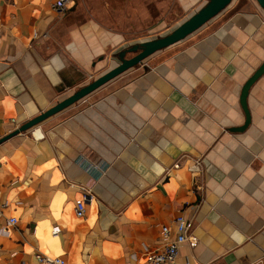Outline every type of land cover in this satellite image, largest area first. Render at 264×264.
<instances>
[{
	"label": "crops",
	"instance_id": "1",
	"mask_svg": "<svg viewBox=\"0 0 264 264\" xmlns=\"http://www.w3.org/2000/svg\"><path fill=\"white\" fill-rule=\"evenodd\" d=\"M54 1L0 0V139L112 69L128 44L111 22L135 13L130 0L65 13ZM207 1L178 3L187 14ZM205 29L0 143V264H150L180 214L200 242L178 264H264V75L251 124L232 131L264 62V12L233 0ZM77 184L92 190L82 218Z\"/></svg>",
	"mask_w": 264,
	"mask_h": 264
},
{
	"label": "water",
	"instance_id": "2",
	"mask_svg": "<svg viewBox=\"0 0 264 264\" xmlns=\"http://www.w3.org/2000/svg\"><path fill=\"white\" fill-rule=\"evenodd\" d=\"M259 6L264 12V0H256ZM233 0H208L203 6L197 9L191 16L181 22L177 27L171 30L168 34L159 36L155 39L147 40L145 42L135 44L128 49H123L119 52L118 58L119 63L112 69L108 70L98 78H95L87 85L81 87L79 90L74 92L72 95L58 102L48 110L42 112L33 119L27 121L19 128L8 134L7 136L0 139V143L10 139L11 137L20 133L27 132L34 127L40 125L48 118L55 114L65 110L73 104L79 102L85 97L89 96L93 92L99 90L112 80L116 79L120 75L126 73L130 69L143 63L147 58L151 57L155 53L171 47L204 27L212 19L218 16L224 11ZM127 53H134L132 57H125ZM264 75V62L255 70V72L248 78L243 86L241 93V105L245 112V123L240 126L233 128L232 131H244L251 124V112L248 107V96L252 86Z\"/></svg>",
	"mask_w": 264,
	"mask_h": 264
},
{
	"label": "rangeland",
	"instance_id": "3",
	"mask_svg": "<svg viewBox=\"0 0 264 264\" xmlns=\"http://www.w3.org/2000/svg\"><path fill=\"white\" fill-rule=\"evenodd\" d=\"M80 1L81 0H75L74 6L76 4H79ZM86 1H87L86 3L89 6L93 7L94 10L98 0H86ZM118 1L120 0H108V3L116 6L117 5L116 3H118ZM121 3H123V5H126L127 0H122ZM130 7H133V11H135V13L130 15V17H128L129 19L121 16L118 17L115 16L111 22V24L113 25V29L115 30L120 29L126 32L125 38L128 39V44H126L124 49H128L135 44H139L147 40L155 39L159 36L168 34L171 30H173L181 22H183L193 14V10L187 13L190 15L184 14L183 10L179 7L178 0H130ZM213 20L211 22H213ZM110 21L111 20H109V22ZM210 23L205 25V27L209 26ZM125 25L128 26L125 27ZM205 27H202L201 29L193 33L196 34L195 35L196 37H192V38L200 37L201 36L200 32L201 33L205 32L206 30ZM192 35H190L187 38H190ZM110 55L111 54H106L105 57L107 58ZM118 55L119 53L116 51L112 55V58L109 57L108 61L110 62L113 61L116 64L119 63L120 60L118 58ZM132 56H134V53H127L125 57L129 58ZM147 61L148 59H146L144 63ZM144 63H141L136 67L127 71V72L133 71L132 73H130L129 78L135 77L136 75L143 72ZM95 92H93L92 94H95ZM92 94H90L87 97L92 96ZM80 102H82V100L75 103L74 105L79 104Z\"/></svg>",
	"mask_w": 264,
	"mask_h": 264
},
{
	"label": "built area",
	"instance_id": "4",
	"mask_svg": "<svg viewBox=\"0 0 264 264\" xmlns=\"http://www.w3.org/2000/svg\"><path fill=\"white\" fill-rule=\"evenodd\" d=\"M75 0H55L52 3V8L58 13H65L67 9L74 4ZM35 138H41L43 135H35ZM77 187L81 191L82 198L77 200L75 212L80 218L84 217L87 211V204L91 200L92 190L86 184H77ZM0 217H2V210L0 208ZM17 218H10L9 224H15ZM174 224L176 232L172 235L169 226H163L160 235L159 249L149 255L148 262L150 264H178V256L180 248L183 245H189L191 248L198 246L200 239L194 232V219L187 217L185 214L178 215ZM55 232H59L58 228H55ZM39 264H66L65 260L57 257L52 258L46 255H38ZM184 264H191L189 261Z\"/></svg>",
	"mask_w": 264,
	"mask_h": 264
}]
</instances>
